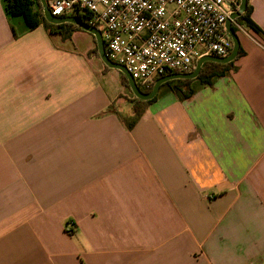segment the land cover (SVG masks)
<instances>
[{"label": "crops", "instance_id": "1", "mask_svg": "<svg viewBox=\"0 0 264 264\" xmlns=\"http://www.w3.org/2000/svg\"><path fill=\"white\" fill-rule=\"evenodd\" d=\"M58 24L0 0V264H264V38L236 24L233 68L127 128L120 71Z\"/></svg>", "mask_w": 264, "mask_h": 264}, {"label": "built area", "instance_id": "2", "mask_svg": "<svg viewBox=\"0 0 264 264\" xmlns=\"http://www.w3.org/2000/svg\"><path fill=\"white\" fill-rule=\"evenodd\" d=\"M240 0H49L54 16L85 14L108 59L138 84L192 70L203 55L226 56L225 21Z\"/></svg>", "mask_w": 264, "mask_h": 264}, {"label": "trees", "instance_id": "3", "mask_svg": "<svg viewBox=\"0 0 264 264\" xmlns=\"http://www.w3.org/2000/svg\"><path fill=\"white\" fill-rule=\"evenodd\" d=\"M3 1H4V8L6 13L11 16H16V15L21 16L28 30L34 29L37 26L41 25L50 32L53 31L61 32L62 37L69 36L70 31L62 30L61 29L62 24L50 23L44 18L40 0H3ZM46 1L47 3L49 2V0ZM251 11H252V7L249 3V0H247L244 11L233 20L234 24L232 23L231 27L236 32L237 31L236 24L238 25L243 24L244 26L254 31L256 34L264 38V32L262 31V29L251 19ZM76 17L81 18L80 15H77ZM73 26L77 29H81L76 24H74ZM93 52L97 53L96 47L93 49ZM241 54H242V50L239 48L235 59L227 63L205 61L202 64L197 77L193 79L176 78V79L167 80L160 85V89L157 92V94L149 100H141L139 98H136L129 89L128 81L125 75H123L120 72L122 85L125 86L132 94V98L130 99V110L132 114L131 117L125 122L126 127L131 128L133 126L134 122H136V120H138L140 116L144 113L147 105L150 104L161 93L163 87L173 89L179 92L182 97L187 98L194 91V88L191 84L193 81H197L199 85L210 84L213 78L223 76L231 68H233L234 60H236V58H238ZM105 68L108 67L105 65ZM159 77L154 78V80L148 83L147 85L141 86L140 84H138L139 89L142 92L150 91L153 86V83Z\"/></svg>", "mask_w": 264, "mask_h": 264}, {"label": "water", "instance_id": "4", "mask_svg": "<svg viewBox=\"0 0 264 264\" xmlns=\"http://www.w3.org/2000/svg\"><path fill=\"white\" fill-rule=\"evenodd\" d=\"M40 2H41V6H42L43 16L48 22L58 24V23L63 22V21H69V22L75 23L76 25H78L83 30H86V31L92 33L95 37L97 51H98L99 57L102 60V62L107 67L115 68V69L119 70L123 75H125V77L128 81L129 89L131 90L132 94L136 98H139L141 100H149L157 94V92L160 89V85L167 80L176 79V78L193 79V78L197 77V75L199 74V71L201 69V66L205 61H215V62L227 63V62L235 59V57L237 56L238 50H239V40H238V36H237L236 32L231 27V22L244 11V9L246 7L247 0H240L238 9L236 11H234L233 13H231L225 21L226 31L232 40V48L226 56L217 57V56H213V55H203L197 59V61L195 62V65L191 71L185 72V73H179V72L169 73V74L162 75L161 77L157 78L155 80V82L153 83L151 90L148 92H142L139 89V87L137 86L134 79L131 77V75L126 71V69L122 65H119V64L111 61L110 59H108V57L105 54L103 41L101 39V35H100V32L98 31V29L89 26L86 22H83L81 19H79L77 17H64L63 18V17L54 16L50 13L47 1L46 0H40Z\"/></svg>", "mask_w": 264, "mask_h": 264}, {"label": "rangeland", "instance_id": "5", "mask_svg": "<svg viewBox=\"0 0 264 264\" xmlns=\"http://www.w3.org/2000/svg\"><path fill=\"white\" fill-rule=\"evenodd\" d=\"M79 46H80V45H79ZM126 91H127L128 95H129V97L132 98V94H131V92H130L128 89H127Z\"/></svg>", "mask_w": 264, "mask_h": 264}]
</instances>
